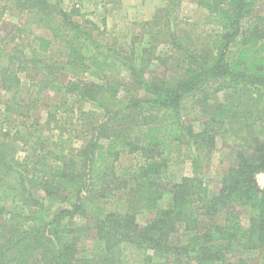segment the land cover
<instances>
[{"label": "trees", "instance_id": "trees-1", "mask_svg": "<svg viewBox=\"0 0 264 264\" xmlns=\"http://www.w3.org/2000/svg\"><path fill=\"white\" fill-rule=\"evenodd\" d=\"M11 1L42 32L32 33V54L0 42V84L17 113L14 125L0 124V264H264V16L247 17L259 0L200 1L220 28L209 46L178 22L172 0L159 15L183 37V53L148 42L136 62L57 0H0V10ZM120 63L126 77L112 72ZM227 138L236 163L213 195L205 168ZM186 162L191 175H182Z\"/></svg>", "mask_w": 264, "mask_h": 264}, {"label": "rangeland", "instance_id": "rangeland-1", "mask_svg": "<svg viewBox=\"0 0 264 264\" xmlns=\"http://www.w3.org/2000/svg\"><path fill=\"white\" fill-rule=\"evenodd\" d=\"M172 0H57L61 7L69 12L73 13V18L82 23L91 34L103 45L111 47L116 53L121 54L123 57L134 58V61H138L139 56L147 57V43L155 46L158 43L159 49L162 54L169 56L175 55L176 51L183 53V50L177 48L183 42V37H173V32L166 28L165 21L160 17L159 11L170 10L172 8ZM180 7L178 9L179 23H182L184 27L191 30L192 39L195 37H203L202 44L209 46L210 39L215 34H220V28L209 23L206 9L200 6L199 3L202 0H179ZM222 6H227V2H222ZM4 9L0 10V42H9L11 45L19 43L26 46V52L32 54L34 50L35 42L32 40V33H41L42 30L37 28L32 23L31 14H27V10H22L16 4L11 1L10 5H7ZM172 11V10H171ZM77 14V15H76ZM264 16V0H259L252 4L251 14L247 17L253 20L255 16ZM181 25V26H182ZM177 35H182V31H177ZM252 34H254L252 32ZM207 39V40H206ZM192 42H185L184 48H188ZM105 46V47H106ZM196 47V46H195ZM206 49L205 47H201ZM192 48V47H191ZM194 48V46H193ZM192 48V49H193ZM153 53V49L150 47L148 54ZM173 69V67H172ZM171 69V70H172ZM176 71V69H173ZM151 73L153 75H159L161 71H164V67L159 68L156 66L152 68ZM112 72L120 74L122 77H126L129 73L128 67L125 64H117L112 69ZM171 72V71H170ZM170 74V73H169ZM168 74V75H169ZM22 78L27 85L19 94L20 99H27L28 94L26 91H31L32 82L27 77L22 75ZM122 87V86H121ZM226 92V91H225ZM225 92L218 95L219 99L224 98ZM11 101V93H6L0 84V124L6 129L11 125H14L15 115L17 113L8 112L7 105ZM192 116H188L191 118ZM19 157L24 155L23 151H19ZM185 157L190 161V150L187 148ZM236 163L234 145L230 138L225 140L219 139L217 148L211 155V160L207 163L205 168L204 179L208 185L211 194L218 192L221 185V178L228 169ZM184 170L182 175H191V164L186 162L181 166ZM181 174V173H180ZM258 185L260 188H264V173L260 172L256 176ZM169 203V196H165L161 206L166 207ZM225 210H221L215 217L214 221L222 223L225 218ZM242 223L244 227L249 224V216L244 211L241 214ZM148 216L141 215L139 222L145 224ZM79 219L70 221L71 226H75ZM94 236L93 230H91L83 240V244L89 251L92 249ZM186 237L182 233L175 235V243H185ZM155 264H172L168 259H155ZM29 264H38L36 256L31 260ZM256 264V262H255Z\"/></svg>", "mask_w": 264, "mask_h": 264}]
</instances>
